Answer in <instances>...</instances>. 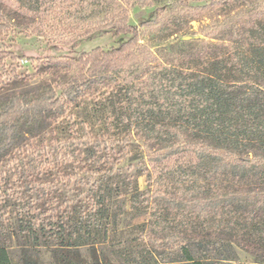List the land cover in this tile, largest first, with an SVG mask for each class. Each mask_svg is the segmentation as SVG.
I'll list each match as a JSON object with an SVG mask.
<instances>
[{"label":"trees","instance_id":"1","mask_svg":"<svg viewBox=\"0 0 264 264\" xmlns=\"http://www.w3.org/2000/svg\"><path fill=\"white\" fill-rule=\"evenodd\" d=\"M16 1L32 11L44 0ZM138 1L143 7L151 0ZM18 13L0 0V40L16 28L27 32L15 19ZM129 13V3L105 11L102 18L84 12L77 25L82 36L112 28L131 37L107 49L97 46L78 56L51 57L52 65L71 71L59 79L60 96L45 83L34 93L17 92L0 102V158L61 118L66 103L75 104L88 89H111L120 96L124 120H148L185 139L144 153L153 170L147 191H135L129 206L130 214L143 216L134 224L136 244L130 250L119 249L111 241L108 226L115 217L107 214L103 222L102 196L90 211H81L73 225L62 219L43 225L36 218L22 220L20 232L39 244L38 232L48 230L44 245L52 264H232L237 263L238 249L253 252L264 263V23L249 29L248 39L232 40L228 53L192 65L158 62L139 26L129 22ZM93 18L100 24L93 26ZM8 58L20 56L1 50L0 63ZM65 144L102 146L87 127L84 135ZM103 226V243L115 251L113 255L97 246L102 245L99 240L87 239L96 237ZM124 257L125 262L115 261ZM0 264L43 263L27 247L15 262L9 248L0 246Z\"/></svg>","mask_w":264,"mask_h":264},{"label":"rangeland","instance_id":"2","mask_svg":"<svg viewBox=\"0 0 264 264\" xmlns=\"http://www.w3.org/2000/svg\"><path fill=\"white\" fill-rule=\"evenodd\" d=\"M58 2L55 6L57 1L44 0L39 10L27 11L16 0H3L9 10L19 11L15 19L22 21L27 32L16 28L1 37L0 51L9 50L20 58L0 63V102L17 92L34 93L45 83L60 96L59 79L71 71L52 65L51 57L78 56L97 46L107 49L131 37L117 34L112 28L82 36L77 25L87 10L102 18L105 11L129 3V22L139 26L143 41H147L158 62L191 61L192 65L216 60L230 51L232 40H244L249 29L264 23V0H229L221 4H211V0H151L143 7L138 0ZM143 19L153 23L140 26ZM93 20V26L100 24L97 18ZM66 110L40 134L21 141L0 158V246L9 248L15 262L21 258L22 248L27 247L43 264H52L50 249L44 245L49 231L38 232L37 244L20 232L22 220L38 218L47 225L51 219H62L73 225L81 211H90L98 196L105 199L100 206L103 222L107 214L115 217L108 226L113 231L111 241L116 248L127 246L130 250L136 244L134 224L143 219L129 213L131 198L135 191H147L148 174L153 170V165L145 162L144 153L147 148L185 140L148 120H124L120 96L107 87L88 89L75 104L66 103ZM85 127L102 146L68 147L65 143L84 135ZM29 152L31 155L26 157ZM103 230L104 226L96 237L87 239L99 240L102 245L97 246L113 255L115 251L103 243ZM88 247L83 248L85 254ZM237 253V263L232 264H264L253 252L238 249Z\"/></svg>","mask_w":264,"mask_h":264}]
</instances>
